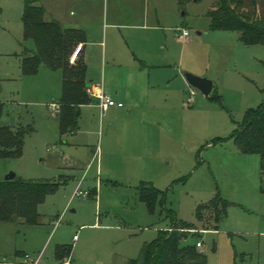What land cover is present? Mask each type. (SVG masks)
I'll return each mask as SVG.
<instances>
[{
    "label": "rangeland",
    "instance_id": "374dc122",
    "mask_svg": "<svg viewBox=\"0 0 264 264\" xmlns=\"http://www.w3.org/2000/svg\"><path fill=\"white\" fill-rule=\"evenodd\" d=\"M179 2L42 3L48 21L86 33L87 87L102 88L131 111L102 113L92 99L80 107L75 130L62 134L51 105L60 104L63 71L42 65L23 75V53L36 49L24 41L25 0H0V124L32 128L22 155L7 160L9 174L56 184L37 225L0 223V264H34L40 256L39 264H59L60 245L72 250L64 264H131L181 221L198 227L181 246L202 243L197 250L207 264H264L261 158L241 153L232 139L247 110L264 102V45L211 31L207 13L215 0ZM127 14L130 29L122 28ZM145 15L152 22L158 16L164 28L149 31ZM176 30L189 38L179 40ZM185 72L210 79L211 95L217 91L221 101L197 91L191 103ZM131 124L147 131L125 137ZM143 191L153 196L151 207ZM216 196L228 203L227 215L217 223L205 212L199 222V205Z\"/></svg>",
    "mask_w": 264,
    "mask_h": 264
},
{
    "label": "trees",
    "instance_id": "16d2710c",
    "mask_svg": "<svg viewBox=\"0 0 264 264\" xmlns=\"http://www.w3.org/2000/svg\"><path fill=\"white\" fill-rule=\"evenodd\" d=\"M198 3L201 0H180ZM46 9L41 0H25L23 16L24 41H33L35 50L25 49L22 58L24 76L38 73L42 65L56 71H63V92L60 100V131L65 134L76 128L80 107L91 103L86 92L87 65L79 58L70 64V56L76 47L86 43V33L80 29L64 28L58 21L46 19ZM211 31L236 32L246 46L264 45V0H215L208 11ZM213 95V94H212ZM211 99L221 101L218 92ZM3 104L0 102V112ZM24 129H13L0 124V159L11 160L22 155ZM238 150L243 154H257L261 158L262 184H264V102L247 110L243 123L232 136ZM160 194V191L153 188ZM56 190L50 181L34 182L16 178L0 182V223L23 220L25 223H39V206L48 194ZM143 200L151 207L153 196L142 192ZM228 203L216 196L206 204L199 205L196 215L199 222L205 212H212L217 223L227 215ZM217 229L218 226H215ZM197 231L194 223L181 221L169 231L161 233L154 241L145 244L141 257L131 264H207L206 257L196 247L181 246L186 233ZM20 253H17L19 255ZM70 247L60 245L56 249V259L64 264L71 258ZM244 258V256H243Z\"/></svg>",
    "mask_w": 264,
    "mask_h": 264
},
{
    "label": "crops",
    "instance_id": "0c3cea01",
    "mask_svg": "<svg viewBox=\"0 0 264 264\" xmlns=\"http://www.w3.org/2000/svg\"><path fill=\"white\" fill-rule=\"evenodd\" d=\"M42 1V3L45 1V0H41ZM47 13V12H46ZM71 15H72V17H75L76 15L74 14V12H71ZM47 16V15H46ZM133 16H131V15H129V14H127L126 15V17H125V23H124V25H123V27L122 28H128V29H130V28H133L131 25H129L130 23H128V22H130L131 20H133V19H131ZM52 20H55V21H57L55 18L54 19H52ZM59 22V21H58ZM60 23V22H59ZM74 22L72 21V24H73ZM145 23H147V25L148 24H151L150 26H147L146 25V28L149 30V31H158V30H156V29H161V28H164L162 25H161V22H160V20H159V18H158V16H157V18L154 20V22H152V20H151V17H149V15H145ZM61 24V23H60ZM114 26V25H113ZM115 26H117V25H115ZM66 28H74V27H66ZM76 29V28H75ZM176 31H178V30H176ZM107 34H105V36H106ZM107 37V36H106ZM81 44H83V50L81 51V53L79 54V57H78V59L79 58H81V59H83L84 60V62L86 63L87 62V55H86V47H87V45H86V43H81ZM100 45L101 46H103L104 45V42H101L100 43ZM106 48H107V46H106ZM76 49H77V47L75 48V50H74V52L76 51ZM74 52H73V54H74ZM72 54V55H73ZM71 55V56H72ZM86 65H87V63H86ZM87 74V73H86ZM95 88H97V89H100V90H102L103 91V89L102 88H100V87H95ZM214 89H215V86H214V88H213V91H214ZM104 92V91H103ZM105 93V92H104ZM213 93V92H212ZM107 96H109V95H107ZM211 96V95H210ZM111 99H113V100H115L116 101V99L114 98V97H112V96H109ZM120 103H122V102H120ZM60 105V104H59ZM123 105H124V103H123ZM60 112V111H59ZM59 112H57V115L56 116H58L59 117ZM107 112H114V113H116L117 115L118 114H123V116H129V115H131V111H129V114H128V112L125 110V105H124V107L123 108H116V107H113V108H111V109H109ZM127 122H131V119H129ZM147 131V128L146 127H142V126H138V125H134V124H131L130 126H127V127H125L122 131H121V133L125 136V137H128V136H130V135H133V134H139V135H141L142 133H144V132H146ZM9 162H7V160H5V159H0V182H2V181H4L5 179H4V177L5 176H7L8 174H9V170H10V167H9ZM197 229H198V227H197ZM196 232V231H195ZM205 232H207V231H205ZM75 238V237H74Z\"/></svg>",
    "mask_w": 264,
    "mask_h": 264
},
{
    "label": "built area",
    "instance_id": "2783aa9c",
    "mask_svg": "<svg viewBox=\"0 0 264 264\" xmlns=\"http://www.w3.org/2000/svg\"><path fill=\"white\" fill-rule=\"evenodd\" d=\"M189 32L187 30H183V31H178V38L181 41H186L189 38ZM83 45H80L77 47L76 51L74 52V54L71 56L70 58V64L74 65L76 64L79 54L81 53V51L83 50ZM197 89L193 88L190 92V97L189 100L191 103L195 102V95L197 93ZM86 92L88 94V96L92 99H96L98 101V106L101 109L102 113H105L106 111H108L109 109L116 107V108H123L124 105L123 103H118L115 100L111 99L109 96H107L102 90L97 89V88H88L86 89ZM51 109L53 111L59 112L60 111V105L59 104H52L51 105ZM76 195H84L87 196V193H82L79 190L76 192ZM74 240H77V237L74 238ZM203 245L202 243L198 242L197 243V248H202ZM41 259V256L38 259L32 260V263L34 264H39Z\"/></svg>",
    "mask_w": 264,
    "mask_h": 264
},
{
    "label": "water",
    "instance_id": "95a60500",
    "mask_svg": "<svg viewBox=\"0 0 264 264\" xmlns=\"http://www.w3.org/2000/svg\"><path fill=\"white\" fill-rule=\"evenodd\" d=\"M184 76L186 78V81L188 82V84L192 87L197 89L198 91H200L204 96L209 97L212 92H213V88H214V83L206 78V77H201L198 75H195L193 73L190 72H185ZM77 114H79V112H77ZM16 178V174H8L5 177L6 181H12Z\"/></svg>",
    "mask_w": 264,
    "mask_h": 264
}]
</instances>
